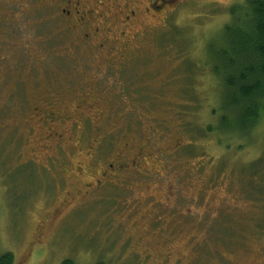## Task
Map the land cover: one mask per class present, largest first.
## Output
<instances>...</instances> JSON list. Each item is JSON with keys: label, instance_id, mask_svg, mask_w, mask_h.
Returning a JSON list of instances; mask_svg holds the SVG:
<instances>
[{"label": "rangeland", "instance_id": "374dc122", "mask_svg": "<svg viewBox=\"0 0 264 264\" xmlns=\"http://www.w3.org/2000/svg\"><path fill=\"white\" fill-rule=\"evenodd\" d=\"M18 1L12 7L0 0V255L10 253L14 264H130L131 256L123 254L131 240L144 264H264V114L249 134L230 137L218 121L192 153L181 149L192 139L180 132L179 111L196 110L191 118L200 126L215 123L210 112L219 91L206 69L213 60L205 55L211 36L229 21L226 9L242 0H160L158 15L145 16L142 0L130 5L136 17L129 22L128 1L120 0L119 8L100 12L108 47L83 55L68 48L58 19L51 23L32 1ZM175 28L190 39L183 63L166 39L176 37ZM187 43L180 40L181 48ZM187 66L195 80L189 92L181 89ZM126 87L134 98L119 96ZM86 90L91 126L107 134L98 149L108 158L115 153H109L110 136L118 149L123 141L138 142L144 158L139 173L119 180L127 192L98 191L101 199L114 194L101 204L95 195L74 197L68 215L61 171L70 155L78 157L80 132L71 121L54 126L64 135L62 148L49 140L43 149L44 130L32 110L37 100H47L42 111L50 104L64 116ZM193 98L198 108L180 105ZM53 212L61 215L52 218ZM120 232L124 252L116 246Z\"/></svg>", "mask_w": 264, "mask_h": 264}, {"label": "trees", "instance_id": "16d2710c", "mask_svg": "<svg viewBox=\"0 0 264 264\" xmlns=\"http://www.w3.org/2000/svg\"><path fill=\"white\" fill-rule=\"evenodd\" d=\"M226 12L229 15V21L220 29V31H218L216 36H211L208 43L209 51L206 52L207 54L205 55L209 61L210 59L213 60V62L210 61V65L206 69L213 74L215 80L217 81L216 91H219V94L217 96L215 95L217 97V100L215 101L216 106L213 107L210 112L211 117L216 119L215 123L213 125L206 124L205 126H200L196 121H193V118H191V116L196 114V110H194V112L190 115L186 111H179V115L183 121L180 132L189 137V139H192L191 143H188L185 147H181L187 155L192 153L195 141H199L203 134L210 135L218 121L220 122L222 131H230L231 133H228V136L234 137L235 133H240L242 135H246L247 133L249 134L256 127L257 122L264 114V0H242L240 3L230 5V7L226 9ZM175 29L176 37L166 39L173 41L169 45L172 48L169 49H173L174 47L175 50H180V52H177L179 57L176 56V59L180 63H183L180 58H185L188 48L190 47V39L178 36L176 34L177 28ZM180 40L182 45H184L183 42L188 41V43L181 48ZM221 41L224 46L215 48L214 42L220 43ZM175 44L176 46H174ZM203 50L205 54V48H203ZM192 67L197 69L195 65H192ZM192 67L187 66V68L185 67L186 69H184L186 80L183 82L184 84L181 89L184 88L185 92H189L195 84L193 72L191 74L190 71L192 70ZM187 75H189L188 78ZM116 88L119 87L116 86ZM125 89L122 94L119 92V96L126 95L130 98L135 97L127 94L129 92V88L126 87ZM178 89H180V87H178ZM194 98L189 99L180 105L189 109L190 107L198 108L199 105L197 99L195 101ZM106 142H109L110 148L114 150L115 143H113L110 136L106 139ZM131 142L132 141L130 140L125 142L123 141L122 147L125 143H130L128 151L132 152L134 157L144 153L143 149L145 147H142L138 142L132 146ZM179 149L180 147H177L176 150ZM115 154L116 153L109 156V159ZM124 156H127L126 151L124 152ZM148 176L149 175L145 177ZM112 195L114 194L105 196L104 200L100 201V204L105 202L106 199ZM155 224L158 223L155 222ZM121 229L126 231L124 225L122 224L120 226V230ZM218 231L219 230H217V232ZM118 234L119 242L116 245L117 248H122L124 252V243L125 245L127 244L128 250L123 254V257L128 254V256H131L133 259L130 264H144V259L141 257L140 252H135L134 248L130 247L131 240L124 242L120 246V243L125 237H122L121 240L122 233L120 232ZM214 235H217L216 232H214ZM218 235L221 238L220 241H225L222 233H219ZM225 244L228 245L227 243ZM131 249H133L134 252L131 251ZM147 258H149L148 254ZM175 263L179 264L178 261H175L173 264ZM0 264H14L12 255L8 252L1 254ZM62 264L73 263L69 260H64ZM97 264L109 263H105L101 260V263L97 262Z\"/></svg>", "mask_w": 264, "mask_h": 264}, {"label": "flooded vegetation", "instance_id": "af4514ba", "mask_svg": "<svg viewBox=\"0 0 264 264\" xmlns=\"http://www.w3.org/2000/svg\"><path fill=\"white\" fill-rule=\"evenodd\" d=\"M8 1L9 5L12 7L19 4L18 0ZM27 1H32L30 2L31 8L37 6L40 9H44L47 12V19L49 22L52 21L53 16L59 20L61 32L66 36V38L70 39L69 41H66L69 44L68 48L72 49L75 53L77 52L83 55V53H86L87 49L91 51H98V48L108 47L109 42L107 40L105 42V34L108 31L106 32L100 27V25L102 26V24L106 21L101 22L99 20L103 17L100 12L101 10L108 8V6L112 8H119L118 2L120 0ZM127 1V3H124V8L130 9V15L126 16L125 19L128 20L130 17L131 19H134L136 17V10L134 8H130V5L141 4L140 2L142 0ZM159 1L160 0H147V5L145 6L143 12L144 16L149 12L151 14L154 13L158 15L157 13H159V8L157 6V2ZM164 2L168 3L167 1ZM1 20L2 18L0 13V21ZM129 21L130 20L127 22ZM1 28L2 26L0 25V30ZM101 35L104 37H101ZM98 38L103 40L100 41V44L97 47L96 41ZM114 42L115 41H113V43ZM122 53L124 52H119L120 55ZM123 56L125 55L122 54L121 57ZM113 60L114 59H106V62ZM74 98L78 100L72 109L73 111H68V113H65L64 116H61L58 112L55 113L52 105L50 104H47L48 110L42 111L44 107L43 102L45 103L47 100L40 101V104L38 103L36 105L38 102L37 100L32 110L34 115L33 118L37 119L38 124H41L44 130L41 135L42 144L47 143V141L50 140L54 144V148L61 149L64 135L59 132L57 133L54 130V126H61L67 121H71V127L75 130V133H77V131L80 132V135L75 138V148L78 157H72L70 155V157L65 161L66 167L63 171H61L63 185L66 188L63 192V204L66 207L72 204L74 197L83 198L95 195L96 203L103 201L104 199H101V197H99L100 195L96 194V192L105 191V188L109 187L112 189L118 188L127 192L130 187L125 183H120V181L127 175H133L140 172L143 164L142 159L144 158V153H141L136 157L132 155L130 159H128L127 156H124V152L129 150L128 146L130 145V143H125L122 150L114 147L116 154L109 159L104 151L98 149L99 146L102 145V142L104 143L107 134L103 132L101 128L91 126V120L89 119L94 112L92 109L93 102L91 99V93L87 90L84 92L82 91ZM38 146L43 147V149H47V146L44 144L40 145L38 143ZM65 156L67 157L68 154ZM115 181H117V183H115ZM90 204L94 203L90 201ZM67 210L68 215L71 214L73 211V205L72 207H68ZM55 215L56 212H53L51 214V216H53L52 218H57L61 214L57 216Z\"/></svg>", "mask_w": 264, "mask_h": 264}]
</instances>
